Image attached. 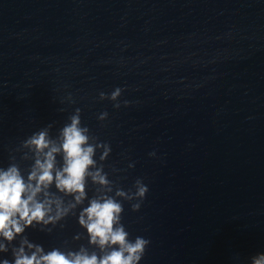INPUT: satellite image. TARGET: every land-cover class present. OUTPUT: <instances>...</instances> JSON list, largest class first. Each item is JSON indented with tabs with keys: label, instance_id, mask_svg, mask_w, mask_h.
Masks as SVG:
<instances>
[{
	"label": "water",
	"instance_id": "95a60500",
	"mask_svg": "<svg viewBox=\"0 0 264 264\" xmlns=\"http://www.w3.org/2000/svg\"><path fill=\"white\" fill-rule=\"evenodd\" d=\"M115 88L116 101L100 99ZM77 110L101 145L89 171L108 184L86 178L81 204L10 247L99 254L76 218L106 196L129 239L150 241L141 264H249L264 252V0H0V168L27 178L25 141L46 131L58 146Z\"/></svg>",
	"mask_w": 264,
	"mask_h": 264
},
{
	"label": "clouds",
	"instance_id": "9594fccd",
	"mask_svg": "<svg viewBox=\"0 0 264 264\" xmlns=\"http://www.w3.org/2000/svg\"><path fill=\"white\" fill-rule=\"evenodd\" d=\"M121 91V88H115L107 96L101 92L100 99L116 101ZM114 107L118 105L114 104ZM106 117L107 113H101L99 119ZM25 146L36 157L27 178L15 165L0 168V264H141L150 241L142 236L129 239V233L120 222L123 206L115 198L106 196L89 200L88 206L76 218L89 247L98 249L99 254L96 251L90 253L83 247L68 252L57 248L45 251L26 238L10 247L26 229L55 225L81 204L86 198V178L91 177L93 183L101 187L108 184L100 169L89 171L95 166L93 157L101 145L89 143L87 129L80 124L79 110L61 130L58 146L48 138L46 131L35 133L25 141ZM109 151L104 146L102 160ZM57 154H62L63 160L59 169L55 165ZM153 156L155 152L149 153V157ZM136 183L138 187L134 195L144 201L148 186L142 181ZM53 185L57 193L70 196L73 203L66 207L61 199L54 198L48 191ZM125 195L123 191L116 192L117 197ZM139 208L137 204L133 210L138 211ZM5 254L10 255V259ZM249 264H264V252L252 255Z\"/></svg>",
	"mask_w": 264,
	"mask_h": 264
}]
</instances>
